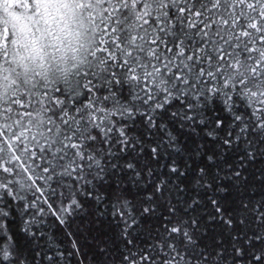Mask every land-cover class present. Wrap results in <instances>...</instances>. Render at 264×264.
Wrapping results in <instances>:
<instances>
[{"label": "snow or ice", "instance_id": "snow-or-ice-1", "mask_svg": "<svg viewBox=\"0 0 264 264\" xmlns=\"http://www.w3.org/2000/svg\"><path fill=\"white\" fill-rule=\"evenodd\" d=\"M0 264H264V0H0Z\"/></svg>", "mask_w": 264, "mask_h": 264}]
</instances>
